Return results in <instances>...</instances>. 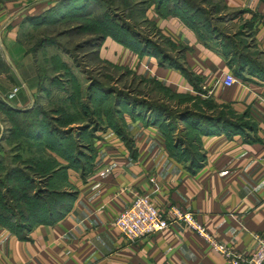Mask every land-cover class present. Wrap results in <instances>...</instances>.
Here are the masks:
<instances>
[{"label":"crops","instance_id":"1","mask_svg":"<svg viewBox=\"0 0 264 264\" xmlns=\"http://www.w3.org/2000/svg\"><path fill=\"white\" fill-rule=\"evenodd\" d=\"M56 1L0 5L6 66L0 73V99L12 109L8 117L0 110V153L30 156L37 167L56 170L48 187L62 192L52 214L41 209V219L25 227L23 237L0 224V264H227L179 222L127 241L112 222L137 193L150 194L159 206L192 211L221 241L242 253L250 250L252 233L264 234V0H223L226 16L217 22L215 46L202 43L176 16L159 15L148 5L144 17L183 47L179 67L159 64L145 52L136 55L109 36L94 51L98 62H116L131 77L146 82L153 76L169 86L179 100L151 92L173 108L220 113L237 122L235 131L226 127L197 133L203 156L194 166L169 153L164 135L141 109L114 105L112 93L118 89H108L104 82L90 86V81L67 78L58 83L49 109L62 128H79L72 135L74 147L67 137L45 129L32 133L39 120L35 106L44 104V85L40 87L32 55L19 52L13 42L25 18ZM57 70L70 73L68 67ZM227 72L236 81L222 85Z\"/></svg>","mask_w":264,"mask_h":264},{"label":"rangeland","instance_id":"2","mask_svg":"<svg viewBox=\"0 0 264 264\" xmlns=\"http://www.w3.org/2000/svg\"><path fill=\"white\" fill-rule=\"evenodd\" d=\"M157 1H160L159 11L161 13L179 16L188 24L200 29L201 34L207 23L213 25L217 23V17H224L226 14L223 10V0H125L123 3H119V0H66V2L76 3V5L65 6L58 13L50 12L52 10L47 11L44 8L40 9L34 14H42L44 16L42 19H33L32 22L23 21L18 25L15 34L16 42L13 43L17 44L19 52L27 51L32 55L40 79L45 86V92L40 93V98L44 102L41 107L47 124L60 129L62 134L71 136L74 135L75 130L79 129L77 127L62 128L56 115H53L56 114L54 110L49 109L50 103L56 99L58 83L67 78H70L71 81V77L82 84L89 81L104 82L108 85V89L121 90L129 96H134L133 98L139 102L145 103L152 100V96L156 97L153 94L156 92L153 83L140 80L136 75L131 77V74L125 71L126 67L122 69L116 62H98L94 53L98 45H92V41L101 39L104 36V31L114 33L125 27L133 30L138 37H147L166 55L175 54L177 46L171 45L164 39L140 12L145 4L147 6L150 3L155 6ZM126 4H130L132 7L125 9ZM125 34L127 33L125 32ZM205 37L206 35L202 34L201 38ZM243 38L247 39V35H244ZM1 52L0 48V73H4L3 69L6 66L2 61ZM100 63L102 65H99ZM63 65L70 68V75L62 72L57 73L60 70L53 69ZM119 100H122L121 97ZM164 105L170 111L166 108L165 116L156 118L158 125L163 128L168 127L165 135L167 146L170 147V144L176 143L177 150L180 151L177 154L180 157L186 160L192 156L193 161L198 160L202 152L199 146L193 142L194 130L188 123L180 120L179 116L177 117L176 111L179 110L177 107H169L168 103ZM134 106L138 112V107L135 104ZM140 111H143L144 116L147 115L150 118L146 107L141 108ZM166 117H168L167 120ZM88 122L90 121L85 122V125ZM171 150L173 151V149ZM23 155L27 154L23 153ZM10 166H15V169L21 172L25 167L22 162L10 158V156L0 163V223H6L8 227L14 228L15 222H24L21 214L25 212L23 209L25 205L19 201L15 204L8 201V177H13L12 174H14V177H18L19 182L23 181L19 172L10 171L8 173L7 169ZM33 185L37 186L36 181H33ZM32 187L30 185L29 189ZM13 188L18 190L19 185H13Z\"/></svg>","mask_w":264,"mask_h":264},{"label":"trees","instance_id":"3","mask_svg":"<svg viewBox=\"0 0 264 264\" xmlns=\"http://www.w3.org/2000/svg\"><path fill=\"white\" fill-rule=\"evenodd\" d=\"M5 1L6 0H0V5L3 4ZM79 1H82V0H79ZM123 1H125V0H119V3H123ZM68 5H76V3L66 2V0H58L53 6L49 7L47 9V11L52 10L50 12L58 13L59 10L62 11V8L65 6H68ZM149 5H150V3H149ZM125 6H126L125 9H130L132 7V5H130V4H126ZM147 6L145 4V6L142 7V10L140 12L143 13L144 9ZM159 6H160V1H157L155 6H153L155 13H157L159 15H168V14L173 15L171 13H161L159 11ZM133 7H135V6H133ZM223 10H225L224 3H223ZM174 16H176V15H174ZM225 16H226V14H225ZM43 17L44 16H42V14H34L33 16H28L27 18H25L26 19L25 21L32 22L33 19L34 20H36L37 18L42 19ZM176 17L182 23H184L186 26H188L190 29H192L194 31L196 37L202 43H204L206 45H211V44L214 46L216 45L217 39L214 37V35L217 33V23H215L213 25L207 23V25L204 26V28H203L204 32L202 34L206 35V37L202 39L201 38L202 34L200 32L201 31L200 29L195 28L194 25H192V24H188L186 21L182 20L179 16H176ZM224 17H217V22ZM189 22L192 23L191 21H189ZM150 23L153 25L152 22H150ZM123 28L126 29L125 32L127 34H125V32H123L124 31ZM123 28H121V31H116L117 33L116 32L111 33L108 31H104L105 32L104 36L101 39H96V40L92 41V45H98L99 46L105 36H110L113 40L119 42L123 46L127 47L129 50L135 52L136 55H139V54L145 52V53H148L150 55L155 56L157 58V61L159 64H162V65L164 64V65L172 66V67H174V66L179 67V65H180L179 59H180V56L182 55L183 47L177 46V48H175V55L174 56L172 54L166 55L161 50L160 47H157L156 44L153 43L152 41H150L147 37H140V36L138 37L137 34L134 33L133 30L127 29L125 27H123ZM102 29H103V27H102ZM162 37L164 39H166L171 45H174L166 37H164V36H162ZM207 39L209 41H206ZM66 67H67L66 65H63V66H59V67H56L53 69H56V70L58 68H60V69L64 68L65 69ZM5 68L3 69V71H5ZM126 70H128V69L126 68ZM37 73H38V79H39L40 87H41V86H43V83L40 79V75H39L38 70H37ZM68 74L70 75V73H68ZM141 78L143 79V77H141ZM144 79L147 80L148 82L153 83V88L155 89V91L160 92L161 95H163L164 97L172 98V97L176 96V95L171 93L169 86H166L162 82H159L153 76H148V78H144ZM71 80H74V78L71 77ZM91 83H95V82L90 81V86H91ZM44 90H45V86H44ZM112 96H113V102L114 101L116 102V103H114V105L130 103L131 107H133L134 104L139 109L146 107L147 111L150 113V118L146 119V121L149 120V121H152L153 123L157 124L158 128L160 129V131L164 135V139H165V135H166V131L168 130V127L163 128L162 126L158 125V119L156 117L165 116V111L168 108L164 104H166L167 102L164 103V101H162V100L159 101L158 97H154V96H152V100H149L145 103L141 102V101L139 102L133 98L134 96H129V95L123 93L121 90H116L115 92L112 93ZM120 97L122 99L121 101L119 100ZM175 98H176V100H179L178 96H176ZM168 106L171 107L170 105H168ZM193 106H195V103L193 104ZM35 107H36V113L38 114L39 120H37L33 123L32 133L37 134L42 129H45V130H47V132L51 133L54 137H57V136L67 137V143L69 144V146L71 145L72 147H74L75 144L73 141V137L71 135L62 134L59 131L60 129H56V128L50 126L49 124H47V122H45V115H44V111H43L42 107L39 105L35 106ZM0 110L7 117L10 116V113L12 111L10 106L8 104H6L2 99H0ZM168 110L170 111V109H168ZM201 112L202 111L200 109L193 111L191 109H185V107L176 111L177 117L179 116L180 120H183L186 123H188L190 125V127L194 130L192 137H193V142H195L197 146L199 145V143L197 141V133L198 132L215 131L218 128L226 129V127H229L231 130H234V131L237 130L235 128L237 126V124H236L237 122L235 120L229 121V120H227L226 117H223L222 115H220V113H219V115H206V114L201 113ZM165 119L167 120L168 117H166ZM60 122L61 121L59 120V123ZM181 138L184 139L183 137H181ZM165 142H166V140H165ZM170 145L171 146L169 147L166 144L169 153L176 158L183 159L182 157H180L177 154L178 152H180L179 150H177V144L173 143ZM170 148L173 149V151ZM73 151L76 155L78 154L76 152V148H74ZM9 156H10V158L12 157L13 159H15L17 161L22 162L24 167H25L22 172L19 170H16L15 166H10L7 169L8 173L10 171L19 172V174L23 177V181L19 182L18 177H14V174H12L13 177H8V182H7V184L9 185L8 189H7L8 195H9L8 201H10V203L13 202L12 204L18 203V201H19V202L24 203V205H25V207H23L25 212L21 214L22 220L24 222H22V223H18V222L16 223L15 222L14 228H12L14 231L17 232L18 236L23 237L22 230L25 227H27L32 221H34L36 219H41L39 216V212L41 211V209L45 208L47 210L46 211L47 214H52V213H49V212H52V211H50V209L54 208L55 205H58L61 202L60 201L61 198H59V196L62 194V192L51 190L48 187L47 180L51 177V175H53L56 172V170H54L50 167H48L46 169H42V167L39 168V167H37V164L33 163V158H31L30 156L22 157L18 153H16L15 155L14 154L10 155L7 152L0 153V163L2 161L6 160V158ZM202 156L203 155L201 153L200 158L196 161H193L192 156H189L185 161H187L188 166H194L199 162V160L202 158ZM33 181H36L37 186L33 185ZM17 184L19 185V188H18V190H14L13 185H17ZM30 185L33 186L31 189H29ZM5 187H7V186H5ZM13 218H15V217H13ZM54 218L55 217H50V219H54ZM47 219H49V218L47 217ZM0 224L8 226V225H6V223H0Z\"/></svg>","mask_w":264,"mask_h":264},{"label":"built area","instance_id":"4","mask_svg":"<svg viewBox=\"0 0 264 264\" xmlns=\"http://www.w3.org/2000/svg\"><path fill=\"white\" fill-rule=\"evenodd\" d=\"M235 81L236 78L230 72L224 73L220 79L222 85H230ZM12 89L15 90L16 87ZM148 179L153 185V177L149 176ZM172 222H179L194 231L210 249L222 255L227 264H264L263 233L253 232L252 248L247 252H239L210 233L192 211L181 209L174 204L159 206L148 193L130 195L128 202L119 209L112 223L119 233L131 242L160 231Z\"/></svg>","mask_w":264,"mask_h":264}]
</instances>
